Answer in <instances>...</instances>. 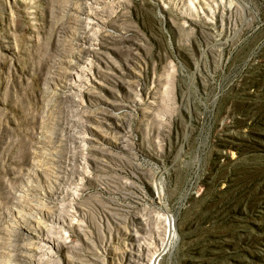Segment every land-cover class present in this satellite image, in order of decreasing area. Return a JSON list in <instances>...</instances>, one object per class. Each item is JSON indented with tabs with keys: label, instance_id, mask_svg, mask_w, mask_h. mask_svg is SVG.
<instances>
[{
	"label": "rangeland",
	"instance_id": "obj_1",
	"mask_svg": "<svg viewBox=\"0 0 264 264\" xmlns=\"http://www.w3.org/2000/svg\"><path fill=\"white\" fill-rule=\"evenodd\" d=\"M153 259L264 264V0H0V264Z\"/></svg>",
	"mask_w": 264,
	"mask_h": 264
},
{
	"label": "bare ground",
	"instance_id": "obj_2",
	"mask_svg": "<svg viewBox=\"0 0 264 264\" xmlns=\"http://www.w3.org/2000/svg\"><path fill=\"white\" fill-rule=\"evenodd\" d=\"M158 194H160L159 192H158ZM159 198V197H158ZM39 221V220H38ZM37 224H38V222H37ZM41 224H42V222H41ZM166 224L168 225V237L170 236V234L172 233L171 232V230H172V222H171V219H170V217H168L167 219H166ZM37 226V225H36ZM37 228V227H36ZM167 239V238H166ZM165 239V240H166ZM168 242V241H167ZM159 256V255H158ZM151 264H156V260H154L153 259V261L151 260Z\"/></svg>",
	"mask_w": 264,
	"mask_h": 264
}]
</instances>
